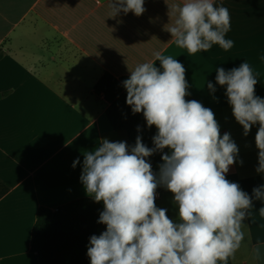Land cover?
Returning <instances> with one entry per match:
<instances>
[{
	"label": "crops",
	"instance_id": "obj_1",
	"mask_svg": "<svg viewBox=\"0 0 264 264\" xmlns=\"http://www.w3.org/2000/svg\"><path fill=\"white\" fill-rule=\"evenodd\" d=\"M184 2L145 0L142 15L112 17L111 0H0V93H7L0 99V264H39L32 232L40 207L55 210L91 197L80 179L85 152L105 138L130 147L127 133L113 128L109 102L95 85L105 73L130 77L145 62L160 68L156 52L184 65L190 95L214 112L221 136L230 133L237 144L239 155L226 179L250 196L264 185V173L256 171L259 125L245 136L226 87L216 82L217 68L228 71L247 61L258 79L255 94L264 98V0H214L229 10L225 39L234 45L225 51L215 44L195 54L167 31L176 19L170 8ZM155 203L179 220L171 191L156 194ZM261 207L264 201L253 199L245 240L228 264H264V247L261 259H253V248L264 245Z\"/></svg>",
	"mask_w": 264,
	"mask_h": 264
},
{
	"label": "clouds",
	"instance_id": "obj_2",
	"mask_svg": "<svg viewBox=\"0 0 264 264\" xmlns=\"http://www.w3.org/2000/svg\"><path fill=\"white\" fill-rule=\"evenodd\" d=\"M144 5L145 0H111L112 17L120 12L140 16ZM170 12L176 19L167 31L188 53L207 52L215 44L225 51L233 47L234 41L225 39L231 27L229 10L214 6V0H185ZM154 56L160 68L152 62L139 64L123 82L133 114L143 113L148 127L158 130L154 147L145 145L141 136L131 148L105 138L84 153L80 179L86 193L103 202L98 223L106 225V231L90 237V264H228L245 240L244 221L253 199L264 201V185L250 196L226 179L239 155L237 144L230 133L221 136L210 108L185 99L190 93L184 65L159 52ZM216 73L244 135L259 125L256 171L264 173V98L255 94L258 79L247 61L228 71L217 68ZM206 85L216 91L211 82ZM166 148L170 152L162 155L157 174L146 158ZM79 163L77 158L73 168ZM159 186L174 194L178 221L156 206ZM259 214L264 217V207ZM261 247L258 243L253 248L254 260L261 259Z\"/></svg>",
	"mask_w": 264,
	"mask_h": 264
},
{
	"label": "trees",
	"instance_id": "obj_3",
	"mask_svg": "<svg viewBox=\"0 0 264 264\" xmlns=\"http://www.w3.org/2000/svg\"><path fill=\"white\" fill-rule=\"evenodd\" d=\"M3 55L0 49V60ZM128 78H117L111 73H105L95 85V93L104 95L109 102L108 118L115 130L127 133L130 148L135 145L137 136H141L143 143L152 148V138L158 130L155 126L149 128L143 113L133 114L127 104V90L123 82ZM6 94L0 93V99ZM185 99L194 100L191 95ZM169 152L166 148L163 153L157 151L146 158L157 174L163 163L162 155ZM166 192L169 190L164 186L156 190V194ZM103 210V202L97 203L92 197L75 199L55 210L40 207L32 232V251L37 253L39 264H90L87 255L90 237L106 231V225L98 223Z\"/></svg>",
	"mask_w": 264,
	"mask_h": 264
}]
</instances>
